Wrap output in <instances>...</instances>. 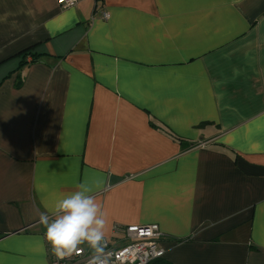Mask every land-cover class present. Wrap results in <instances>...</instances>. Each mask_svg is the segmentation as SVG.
I'll return each instance as SVG.
<instances>
[{
  "label": "crops",
  "instance_id": "obj_1",
  "mask_svg": "<svg viewBox=\"0 0 264 264\" xmlns=\"http://www.w3.org/2000/svg\"><path fill=\"white\" fill-rule=\"evenodd\" d=\"M95 1L0 0V264H49L39 213L81 184L106 238L264 264V0Z\"/></svg>",
  "mask_w": 264,
  "mask_h": 264
},
{
  "label": "clouds",
  "instance_id": "obj_2",
  "mask_svg": "<svg viewBox=\"0 0 264 264\" xmlns=\"http://www.w3.org/2000/svg\"><path fill=\"white\" fill-rule=\"evenodd\" d=\"M90 191L81 184L79 190L54 204L51 216L39 213V222L46 229V240L58 260L71 257L79 246L86 244L92 252L89 264H108L105 256L106 213Z\"/></svg>",
  "mask_w": 264,
  "mask_h": 264
},
{
  "label": "built area",
  "instance_id": "obj_3",
  "mask_svg": "<svg viewBox=\"0 0 264 264\" xmlns=\"http://www.w3.org/2000/svg\"><path fill=\"white\" fill-rule=\"evenodd\" d=\"M57 2L61 8H73L79 0ZM103 15L104 18H108L109 12L105 11ZM165 241L166 236L156 223L115 225L114 236L106 238L105 256L108 264H151L165 256L167 252ZM91 255V249L85 244L79 246L76 253L64 260H58L52 254L49 264H89Z\"/></svg>",
  "mask_w": 264,
  "mask_h": 264
},
{
  "label": "trees",
  "instance_id": "obj_4",
  "mask_svg": "<svg viewBox=\"0 0 264 264\" xmlns=\"http://www.w3.org/2000/svg\"><path fill=\"white\" fill-rule=\"evenodd\" d=\"M151 264H172V262H170L167 259H164L162 257V258H158V259L154 260Z\"/></svg>",
  "mask_w": 264,
  "mask_h": 264
}]
</instances>
